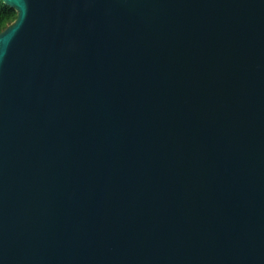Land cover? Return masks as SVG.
<instances>
[{"label":"water","instance_id":"95a60500","mask_svg":"<svg viewBox=\"0 0 264 264\" xmlns=\"http://www.w3.org/2000/svg\"><path fill=\"white\" fill-rule=\"evenodd\" d=\"M0 264H264V0H3Z\"/></svg>","mask_w":264,"mask_h":264},{"label":"trees","instance_id":"16d2710c","mask_svg":"<svg viewBox=\"0 0 264 264\" xmlns=\"http://www.w3.org/2000/svg\"><path fill=\"white\" fill-rule=\"evenodd\" d=\"M17 11L0 0V32L5 30L17 18Z\"/></svg>","mask_w":264,"mask_h":264}]
</instances>
